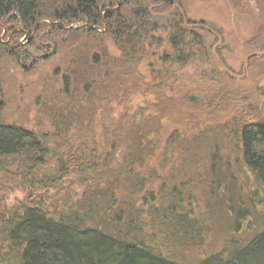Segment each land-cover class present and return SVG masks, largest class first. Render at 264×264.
<instances>
[{
    "label": "trees",
    "instance_id": "16d2710c",
    "mask_svg": "<svg viewBox=\"0 0 264 264\" xmlns=\"http://www.w3.org/2000/svg\"><path fill=\"white\" fill-rule=\"evenodd\" d=\"M1 19L17 25L5 26V40L0 24V54L20 62L34 52L47 58V49L68 36L86 47L76 76L81 97L51 113L49 132L2 122L0 83V169L24 178L25 190L11 204L0 197V264H184L166 245L184 246L181 237L201 224L165 180L179 179L174 171L182 163L200 166L193 178L212 184L207 205L216 203L215 195L226 194L227 173L230 182L233 161L225 152L261 185V194L255 189L250 196L264 204V121L255 119L248 90L234 84V73L219 64L202 32H215L217 42L221 28L191 19L179 0H0ZM74 22L80 24L71 27ZM26 33L30 43L20 40ZM87 41L99 43L93 48ZM155 41L161 49L148 73L145 60ZM254 43L264 50L263 37ZM77 72L62 76L65 97ZM223 96L237 102L232 127L211 124L183 138L180 117L165 130L178 98H190L182 101L193 113L198 102L213 106ZM182 170L181 179L190 175ZM232 242L198 264H264V227L247 244Z\"/></svg>",
    "mask_w": 264,
    "mask_h": 264
},
{
    "label": "rangeland",
    "instance_id": "374dc122",
    "mask_svg": "<svg viewBox=\"0 0 264 264\" xmlns=\"http://www.w3.org/2000/svg\"><path fill=\"white\" fill-rule=\"evenodd\" d=\"M179 4L181 10L191 19L221 28L223 39L217 42L213 40L215 32H208L207 28L202 32L210 35H208L209 39L217 49L219 64L228 67L234 73V84L248 90L246 92L250 97L249 109L256 111L255 119L264 121V113L261 109V102L264 99V50L262 46L258 47L254 43V40L264 38V0H179ZM13 23L0 20L1 36L5 40H8L10 32L4 34L3 29ZM78 23H72L71 27H76ZM20 40L30 43L31 37L26 33L20 36ZM81 42L80 38L77 40L75 36H68L58 47L51 46L47 49V58H42L41 52H34L35 56L33 55L34 57L32 56L27 62H20L7 53L0 54V83L4 100L1 121L7 124H21L43 133L49 132L52 128L51 113L55 109L68 106L75 99L78 102L81 97L79 87L81 82L78 83L76 79L84 69L82 57L86 46ZM87 43H91L95 48L99 42L87 41ZM106 44L114 53L109 40H106ZM29 48L34 50L32 43ZM160 49L158 42L155 41L151 54L145 60L148 73L155 68L154 61ZM74 69L78 72L72 75L74 78L72 93L65 97L61 92L62 76L65 72L70 73ZM185 71L187 73L184 72L180 83L187 86L184 81L191 76L192 70L187 68ZM195 84L200 85L197 81ZM211 88L213 90L215 86ZM178 99L179 101L174 105L175 110L166 115V117L171 116L164 120L167 132L170 131L172 122L173 129L176 122L181 119L179 130L183 138L197 132L199 127L205 128L211 124L218 126L228 124L230 127L234 125L232 107L237 102L233 103L227 96L220 98L213 106L205 103L204 107H199L204 103L198 102V107L190 110L193 113L185 110L187 103L184 102L190 101V98ZM138 100L140 103L143 102L141 99ZM224 155L228 161H233L229 171L230 182L227 173L225 176L227 187L224 188L226 194L224 192L220 194V188L217 189L219 194L214 196L216 203L207 205L211 198L209 191L212 184H199V181L193 178L198 175V170L201 171L200 166L185 164L190 175L181 179L184 173L182 169L185 166L180 163L181 166L174 171L180 178L172 181L168 176L169 179L165 180L167 191L170 192L172 187H176L183 198L179 201L177 199V203L184 205L185 210L199 218L198 223L201 224L197 230L190 231L189 236L181 237L184 246L181 243L172 244V241L166 245L171 257L184 264H198L209 254L227 251L228 247L233 245L234 238L242 244H247L264 227V204L260 203L258 197L250 196L255 189L259 193L262 192L261 185L245 166L235 164L233 155L226 152ZM12 170L15 171L14 168ZM23 179L17 173L4 174L0 169V197L8 204L14 203L19 198L23 199L25 196ZM190 180L193 182L190 183ZM185 182L187 185L184 186ZM150 199L153 201L152 198ZM198 199L202 201L197 202ZM146 231L151 233V228L146 227ZM157 242L160 243L161 240Z\"/></svg>",
    "mask_w": 264,
    "mask_h": 264
},
{
    "label": "water",
    "instance_id": "95a60500",
    "mask_svg": "<svg viewBox=\"0 0 264 264\" xmlns=\"http://www.w3.org/2000/svg\"><path fill=\"white\" fill-rule=\"evenodd\" d=\"M263 94H264V91H263ZM261 109H262V111H263V113H264V99H263L262 102H261Z\"/></svg>",
    "mask_w": 264,
    "mask_h": 264
},
{
    "label": "flooded vegetation",
    "instance_id": "af4514ba",
    "mask_svg": "<svg viewBox=\"0 0 264 264\" xmlns=\"http://www.w3.org/2000/svg\"><path fill=\"white\" fill-rule=\"evenodd\" d=\"M264 91V90H263Z\"/></svg>",
    "mask_w": 264,
    "mask_h": 264
}]
</instances>
